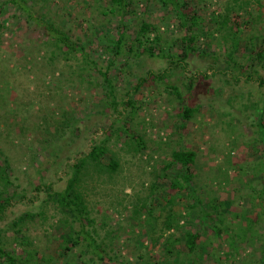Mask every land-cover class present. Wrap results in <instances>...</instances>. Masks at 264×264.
Returning <instances> with one entry per match:
<instances>
[{
  "label": "rangeland",
  "instance_id": "rangeland-1",
  "mask_svg": "<svg viewBox=\"0 0 264 264\" xmlns=\"http://www.w3.org/2000/svg\"><path fill=\"white\" fill-rule=\"evenodd\" d=\"M7 1L0 0V151L10 167L8 191H15L14 204L0 220L8 234L7 251L21 256L22 246L12 241L15 233L9 225L28 211L26 222L18 227L30 237L39 255L48 259L37 258V263L71 264L66 263L68 255H59V244L72 219L63 216L44 185L64 187L73 176L72 164L89 152L93 138L109 136L107 155L119 162L115 172L104 166L101 172L91 167L78 179L93 221L89 228L106 242L113 264H137L142 256L154 260L161 255L166 235L180 236L177 229L166 234L164 229L166 194L176 195L174 209L182 211V218L191 203L185 193L169 190L170 178L177 173L176 166L167 167L174 148L196 152L191 170L197 193L205 200L231 201L225 213L231 226H235L233 212L255 206L262 211L259 193L264 187V152L258 122L264 120V89L245 75H264L263 62L257 57L264 51V0H254L248 10L239 13L243 31L231 63L226 60L230 42H226L217 16L227 0H188L192 12L198 13L194 29L201 36L182 62L186 67L178 66L166 79L150 78L136 92L132 86L140 76L170 65L161 53L168 51L179 58L183 51L177 39L186 31L179 28L174 12L156 0H133L135 10L121 19L101 11L109 7L108 0H27L35 13L52 18L59 27L66 26L102 70L108 68L115 98L108 94L101 73L82 72L74 60L53 54L40 29L26 21L22 9ZM142 18L155 24L161 35L158 45L152 43L155 55L143 52L140 46L135 53L124 47L114 55L105 43L119 35L121 20L134 37ZM235 18L232 13L230 24L237 22ZM241 72L245 78L236 80L234 75ZM128 92L133 103L127 104ZM184 105L193 108L186 120L181 115ZM121 110L143 147L121 130L111 132L110 125L119 124L115 120ZM39 186L42 192L37 190ZM197 221L193 215L184 223L190 227ZM256 227L264 232V222ZM202 239L217 258L227 251L223 237L206 235ZM259 247L258 242L254 246L243 243L233 264L254 262ZM162 260L179 264L167 256ZM204 264H212V260L206 258Z\"/></svg>",
  "mask_w": 264,
  "mask_h": 264
},
{
  "label": "trees",
  "instance_id": "trees-1",
  "mask_svg": "<svg viewBox=\"0 0 264 264\" xmlns=\"http://www.w3.org/2000/svg\"><path fill=\"white\" fill-rule=\"evenodd\" d=\"M162 6H165L167 10L175 13L179 19V28L184 29L186 32L177 39L180 41V45H183V51L178 53L179 58H175L174 53L164 51L162 56L168 58V65L161 71L149 70L145 76H140L135 84L132 86L133 92H136L144 83L150 78L166 79L178 66L182 69L186 67L182 62L186 57L195 50V42L200 38L201 33L194 29V26L198 23V13L192 12L190 7V1L188 0H156ZM254 0H227L224 11L217 15L219 18V28L225 30L226 42H230L228 47L229 52L227 54V62H235V55L238 52V48L241 40L242 24H240L239 13L242 10H248V7ZM258 1L259 0H255ZM12 5L19 9H22L26 13V21L34 23L40 29V35L45 40L46 46H49L53 54L61 55L66 60H74L81 66L79 68L83 71H88L89 74L93 70L98 71L104 78V81L108 85V94L114 95L116 87L113 84L110 77L108 68L102 70L99 66V62L94 59L91 52L81 44L74 36L71 35L69 29L66 26L59 27L52 20V18L46 17L42 14L34 12L32 5H28L27 0H9ZM108 8H104L101 11L104 14L114 13L120 15L121 19L127 14L133 13V0H108ZM100 11V12H101ZM235 13L237 22L230 24L231 14ZM121 27L119 35L114 39H109L105 45L111 50L114 55H119L122 50L127 49L128 52L135 53L137 49L135 47H141L143 52H147L149 55L154 56L155 51L153 42L157 45L161 40V35L157 31L155 24L149 22L147 19L142 18L140 27L136 30V34L133 37L128 33L126 25L121 20ZM0 26V28H2ZM163 50V48H161ZM141 53V52H139ZM257 57L263 62L264 67V51L258 52ZM71 66V65H69ZM74 67V66H73ZM225 72V71H224ZM258 72L256 71V74ZM244 73L241 75H234L236 80H241ZM250 81H255L258 86L264 89V75H258L254 78V73L245 75ZM175 87V86H174ZM130 92H128V97ZM115 98V95L113 96ZM133 103L131 96L129 97L127 104ZM116 104L115 99L113 105ZM115 110L117 107L115 106ZM124 111H118L116 122L119 124L114 127L110 125L111 132L123 131L125 134L143 147L140 142L141 137L135 136L132 133V128L128 125V121L123 117ZM193 113V108L184 105L181 115L183 119H189ZM264 114V109H263ZM259 125V139L263 145L264 152V120L261 118L258 122ZM114 127V128H113ZM109 131L108 135H113ZM117 134V132H115ZM93 138L91 141V147L88 153L77 159L72 164L74 167L73 176L68 178V181L64 187L56 189L53 188V183H47L44 185L45 191L49 197L60 207L63 212V216L71 217V224L69 225V231H65L60 235L59 255L62 258L69 256L66 260L71 264H113V257L109 255L107 251V244L104 240L97 239L89 226L92 225V218L90 216V210L88 202L86 200V193L81 189L80 179L82 171L86 175L91 167H94L96 171L101 172L103 166L110 169L111 172H115L118 169L119 162L112 156L108 157V139ZM171 160L167 167H177L176 176L170 178V192L185 193L188 200H191L189 207L186 210V216L182 218L181 212L174 209V203L176 195H165V234L172 229H177L176 232L180 236H176V233H169L165 236V240L162 243L161 255H155L154 260H150L142 256L143 261L137 264H167L168 261H163V257L167 256L173 263L179 264H204V260L211 259L212 264H233V258L240 256V245L243 243L251 242V246H254L257 242L260 246V255L254 262L248 260L244 261V264H264V232L257 229V225L264 222L262 218L264 214V207L261 212L259 209L253 207L251 210L245 209L241 212H233L235 217L231 226L226 219V210L230 209L232 202L229 200L220 201L218 198L208 199L202 198L198 195L194 186L193 172L191 165L196 158V152L191 149H176L171 151ZM110 158V159H109ZM107 160L104 163L103 160ZM264 166V160L261 162ZM101 165V167H100ZM89 166V169H88ZM264 169V167H263ZM88 171V172H87ZM0 181H3L4 188L0 189V220L5 219L6 211L14 204L12 202L15 191L10 193L8 186L11 185L10 180V167L6 158L2 156L0 151ZM39 189V190H38ZM39 192L41 186L37 187ZM259 197L264 204V187L260 189ZM35 215V214H34ZM197 217V222L194 226H186L184 222L191 219V216ZM28 211L20 215L9 225L15 235L12 237V241L22 246L21 256H16L5 248L7 231L0 227V264H38L37 258L48 260L46 257L39 255L38 249L31 243L30 237L23 233L19 225L26 222ZM263 219V221H262ZM262 221V222H261ZM183 222V223H181ZM195 222V221H194ZM75 224L77 227H75ZM184 224V225H183ZM17 227V228H16ZM210 235L227 239L228 248L223 252L222 256L216 257L215 252L208 249L207 243L203 241L202 237ZM182 247V248H181ZM212 252V253H211ZM53 259V257H50ZM162 258V259H161ZM50 260V259H49ZM54 260V259H53ZM243 264V263H242Z\"/></svg>",
  "mask_w": 264,
  "mask_h": 264
}]
</instances>
